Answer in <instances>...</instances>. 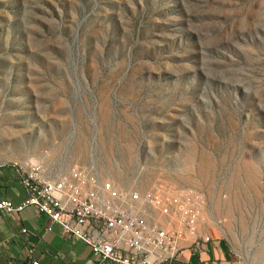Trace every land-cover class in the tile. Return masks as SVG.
<instances>
[{
  "label": "rangeland",
  "instance_id": "374dc122",
  "mask_svg": "<svg viewBox=\"0 0 264 264\" xmlns=\"http://www.w3.org/2000/svg\"><path fill=\"white\" fill-rule=\"evenodd\" d=\"M204 194L264 264V0H0V163Z\"/></svg>",
  "mask_w": 264,
  "mask_h": 264
},
{
  "label": "built area",
  "instance_id": "2783aa9c",
  "mask_svg": "<svg viewBox=\"0 0 264 264\" xmlns=\"http://www.w3.org/2000/svg\"><path fill=\"white\" fill-rule=\"evenodd\" d=\"M19 170L27 200L1 199L0 213L33 207L89 247L99 264H176L184 249L202 254L214 240L218 223L207 217L206 198L195 189L119 188L79 165L60 176L41 162Z\"/></svg>",
  "mask_w": 264,
  "mask_h": 264
},
{
  "label": "crops",
  "instance_id": "0c3cea01",
  "mask_svg": "<svg viewBox=\"0 0 264 264\" xmlns=\"http://www.w3.org/2000/svg\"><path fill=\"white\" fill-rule=\"evenodd\" d=\"M18 163H0V200H27ZM26 233H23V230ZM0 264H99L89 247L29 207L18 214L0 213ZM176 264H235L229 243L214 238L202 254L184 249Z\"/></svg>",
  "mask_w": 264,
  "mask_h": 264
}]
</instances>
